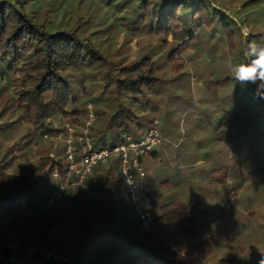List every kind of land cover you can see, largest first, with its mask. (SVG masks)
Here are the masks:
<instances>
[{
	"label": "trees",
	"instance_id": "1",
	"mask_svg": "<svg viewBox=\"0 0 264 264\" xmlns=\"http://www.w3.org/2000/svg\"><path fill=\"white\" fill-rule=\"evenodd\" d=\"M203 3L204 0H0V80L7 89L5 94L8 93L1 95L0 101L4 100L8 106L12 104L18 110L16 120L31 128L16 131L22 142L20 147H15L19 141L8 143L7 134L0 140V263L10 254L3 238L23 242L30 240L26 238L28 235L47 245L51 230L61 220H68L65 229L73 236L80 230L76 224L82 225L84 233L79 236L76 251L88 237L77 259L86 253L91 245L88 240L93 238L92 245L98 249V264H189L185 252L209 243L210 234L198 235L192 205L191 211L187 210L188 204L166 208L167 203L158 205L147 194L154 208L159 206L160 209L158 216L152 212L157 232L145 230L138 216L137 220L128 219L117 188L112 185L121 182L113 172L117 158L94 167L88 188L75 186L67 190L57 203L67 206L65 211L57 206L65 213L64 217L62 211L52 214L45 228L38 215L39 206L47 201L54 185V155L63 160V142L42 136L64 129L61 123L53 126L50 117L54 114L72 116L73 125L80 133L87 118L86 106L94 102L98 117L89 134L96 144L112 145L124 140L127 134L141 137L150 123L156 121L159 112L146 91L154 90L165 81L156 75L159 65L151 55L152 49L174 45L164 67L177 73L183 66L182 49L190 50L196 43L198 33L194 24L197 28L206 25L216 29L222 22L218 8L214 7L216 15H213ZM223 13L230 18L227 12ZM124 18L139 32L131 45L129 55L132 53V56L124 55L122 47L115 45L118 32L113 31V24ZM226 24L224 19L223 25ZM237 27L241 26L237 24ZM144 33L149 34L150 39L142 37ZM142 38L148 40V52L139 48L143 45ZM159 54L165 56L162 52ZM90 74L101 84L98 96L88 88ZM227 80L219 77L213 82L220 84ZM249 87L255 90V85ZM250 103L247 107L255 110L251 120L255 117L264 122V99L256 95ZM248 151L251 153L252 148ZM30 152L33 162L27 154ZM160 153L158 150L148 159ZM19 155L23 156V162ZM90 190L107 195L102 200L101 214L98 210H89L84 203L87 197L83 193ZM57 204L51 205L56 207ZM187 214L190 216L186 217ZM12 231L17 233L12 236ZM167 232L189 240L197 239L200 244L184 245L185 242L177 238L173 248L164 238ZM262 254L264 252H248L249 264H260L264 259ZM55 263L58 262H48ZM213 264H230V260L221 258Z\"/></svg>",
	"mask_w": 264,
	"mask_h": 264
},
{
	"label": "rangeland",
	"instance_id": "2",
	"mask_svg": "<svg viewBox=\"0 0 264 264\" xmlns=\"http://www.w3.org/2000/svg\"><path fill=\"white\" fill-rule=\"evenodd\" d=\"M203 4L213 15H216V6L222 22L216 29L206 25L197 28L194 24L198 33L196 43L190 50L182 49L180 57L183 66L177 73L164 67L166 56L174 45L152 49L151 55L159 65L156 75L165 81L146 93L153 105L159 107L157 127L165 141L158 148L161 152L158 156L152 159L141 157L142 167L147 173L144 193L149 194V199L158 205L167 203L166 208H172L175 204L176 207L188 204L187 210L191 211L190 208L194 206L192 213L197 218L198 235L210 234L207 240L209 243L203 247L197 239L189 240L172 232H167V236H164L173 244V248L177 238L180 242H185L184 245H199L198 248L191 247L185 252L189 264H213L221 258L230 260V264H249L248 252H264V122L255 117L253 120L250 118L255 111L254 108L247 107L251 106V99L256 97L255 90L249 87L253 85H241L233 78L231 69L232 65L246 62L247 58L243 53L248 42L264 43V0H204ZM224 11L230 18L225 16ZM231 18L241 27L238 28ZM224 19L226 26L223 25ZM112 29L118 32V44L115 45L122 47L124 55L132 56V53L129 55L131 45L136 42L139 32H135L137 30H134L126 18L114 23ZM245 31L248 33L247 37L244 35ZM144 35L149 38V34L144 33L142 37ZM142 41L143 45L139 48L142 52H148V40L142 38ZM160 52L165 56H158L161 55ZM4 75L7 80L8 74ZM219 77L228 80L225 83H214ZM94 79L97 80L90 74L88 88L93 95L98 96L102 87ZM12 86L13 83L8 86L9 90ZM6 90L0 80V96ZM100 100L97 102L99 106L102 104ZM3 101H0V140L7 134V142L13 143L20 140L16 131L31 128L19 122V119L16 120L18 110L12 104L5 105ZM69 117L72 118L66 114H54L50 117L51 124L62 125ZM7 118L11 123H4L8 121ZM153 124L150 123V126ZM44 135L42 134L45 138ZM20 145L21 141L15 147ZM248 147L252 148L251 153ZM17 153L21 154V151ZM27 154L33 162V154ZM19 160L23 162L22 155H19ZM111 161L113 159L109 162ZM99 165L104 164L97 166ZM118 167L117 161L113 165L115 174ZM112 185L117 188L126 217L137 220L134 202L127 196L124 182L121 180L119 184ZM83 196L87 197L84 200L87 208L98 210L101 214L102 200L107 195L90 190L84 192ZM139 203L141 207L154 212L155 216L160 215L159 206L154 208L147 198ZM57 206L64 211L67 207L62 204H57L56 207L39 206L38 215L43 227H47L52 214L62 211ZM167 212L170 213V210H166ZM68 223V220H61L51 230L49 241L44 245L67 259L64 263L55 264H98V249L92 245L93 238L88 240L91 245L86 253L77 259L88 237L76 251L79 236L84 231L82 225L76 224L80 230L73 236L72 232L65 229ZM154 231L157 232V229L153 224L152 232ZM216 232L219 233L215 236ZM16 233L17 231H12V236ZM26 238L30 240L23 242H40L36 237L27 235ZM3 240L8 249L9 244L14 241L13 238Z\"/></svg>",
	"mask_w": 264,
	"mask_h": 264
},
{
	"label": "built area",
	"instance_id": "3",
	"mask_svg": "<svg viewBox=\"0 0 264 264\" xmlns=\"http://www.w3.org/2000/svg\"><path fill=\"white\" fill-rule=\"evenodd\" d=\"M87 118L80 133H77L71 118H67L64 129L56 133H45L50 141L63 142V160L54 155L56 165L52 171L54 185L47 201L41 206L57 204L72 187L88 188V178L98 164H107L117 158L119 167L116 175L124 182L127 194L134 202V208L145 230H153V214L149 208L140 206L139 201L146 199V171L142 167L141 157H151L164 143L165 137L155 123L148 127L139 138L125 135V139L112 145L96 144L89 132L97 120L96 104L88 102ZM63 163V165H62ZM10 254L1 264H48L64 263L67 259L53 249L46 248L40 242L13 241L9 244Z\"/></svg>",
	"mask_w": 264,
	"mask_h": 264
},
{
	"label": "clouds",
	"instance_id": "4",
	"mask_svg": "<svg viewBox=\"0 0 264 264\" xmlns=\"http://www.w3.org/2000/svg\"><path fill=\"white\" fill-rule=\"evenodd\" d=\"M244 35L247 37L248 33L245 31ZM243 54L246 62L232 65L233 78L241 85H255L254 94L264 99V43L248 42ZM260 264H264V259Z\"/></svg>",
	"mask_w": 264,
	"mask_h": 264
},
{
	"label": "crops",
	"instance_id": "5",
	"mask_svg": "<svg viewBox=\"0 0 264 264\" xmlns=\"http://www.w3.org/2000/svg\"><path fill=\"white\" fill-rule=\"evenodd\" d=\"M158 152V151H157Z\"/></svg>",
	"mask_w": 264,
	"mask_h": 264
}]
</instances>
